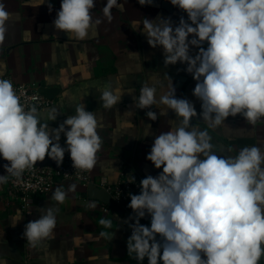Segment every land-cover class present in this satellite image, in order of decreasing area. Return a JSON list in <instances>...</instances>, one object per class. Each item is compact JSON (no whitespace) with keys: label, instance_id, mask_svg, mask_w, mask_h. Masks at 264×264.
<instances>
[{"label":"clouds","instance_id":"1","mask_svg":"<svg viewBox=\"0 0 264 264\" xmlns=\"http://www.w3.org/2000/svg\"><path fill=\"white\" fill-rule=\"evenodd\" d=\"M138 2L152 4V0ZM169 2L186 13L187 20L182 16L176 26L170 18L144 17L132 23L136 27L142 23L150 47L163 49L165 66L187 65L185 71L196 81L192 94L201 102L203 122L216 128L240 115L250 125L264 123V0ZM48 7L51 11L50 3ZM95 7L96 0H61L53 24L69 38L84 40L90 29L102 23L93 18ZM123 7L118 0H106L103 15L111 22L112 9ZM10 17L0 3V43ZM193 47L198 49L194 56L190 54ZM100 93L105 109L116 106L123 95L110 86ZM24 95L23 89L17 93L11 80L0 78V156L8 162L0 184L9 178L23 184L25 171L35 169L46 156L60 166L66 151L75 170L90 172L103 144L95 113L80 104L74 115L49 130L35 106L21 103ZM135 105L139 109L163 106L160 114L171 110L178 122L155 136L146 156L162 172L143 178L139 194L129 193L128 207L135 213L131 217L135 222L129 225L128 256L139 264L145 258L148 264H259L264 256V148L246 146L235 156L217 155L208 132L192 125L198 116L194 104L177 98L172 83L158 99L155 87L142 85ZM146 115L152 121L158 119L154 111ZM57 116L55 109L49 112L50 120ZM61 134L66 146L59 142ZM127 182L135 183L134 176L129 175ZM76 188L75 183L57 187L50 199L63 204ZM38 211L39 218L26 223L22 234L32 248L51 239L57 226L55 207ZM146 214L151 217L150 227L140 224ZM21 220L18 212L13 226ZM99 223L112 227L109 218ZM100 235L113 237L112 232Z\"/></svg>","mask_w":264,"mask_h":264},{"label":"crops","instance_id":"2","mask_svg":"<svg viewBox=\"0 0 264 264\" xmlns=\"http://www.w3.org/2000/svg\"><path fill=\"white\" fill-rule=\"evenodd\" d=\"M40 2L0 0L11 14L5 40L0 43V78L19 85H36L41 91L54 90L50 97L43 93L52 104L38 110L39 119L48 123L49 130L57 128L68 115H74L80 104L95 113L98 134L103 139L97 163L90 171L95 186L101 182L111 185L127 182L129 175L140 184L143 178L155 177L163 170L156 169L146 156L155 136L176 126L178 121L171 110L161 115L163 106L136 107L135 98L144 84L157 89L158 99L169 91L172 83L177 98L191 101L198 113L192 125L208 132L217 155L235 156L246 146L264 148V123L253 126L237 115L227 118L220 127H208L199 116L201 102L192 94L196 81L185 71L187 65L178 62L165 66L163 49L150 47L142 23L138 27L132 23L144 17L170 18L176 26L182 16L187 20V14L169 0H152L151 5L144 6L138 0H118L124 7L112 9L111 22L102 11L106 0H96L93 18L101 19L102 23L90 29L84 40L69 38L55 28L53 21L61 0H45L39 5ZM197 51L193 47L190 54L194 56ZM109 86L119 88L123 95L116 106L105 109L100 90ZM52 109L58 113L55 121L49 119ZM148 111L156 112L158 119L150 120ZM59 142L66 146L63 134ZM65 155L70 156L67 151ZM6 163L0 156V175H6L3 167ZM71 183L77 185L76 191L69 193L63 204L50 199L55 188H66ZM8 185L9 182L0 184V264H139L127 252L129 225L135 216L132 209L124 216L112 210L105 213L106 205L89 198V187L73 180H58L52 191L36 197L30 212L24 214L19 203L9 199ZM90 202H95L96 207H86ZM49 206L57 209L54 236L32 248L23 238L24 226L39 218L38 209ZM18 212L22 220L13 226V217ZM104 218L112 220L111 228L100 225ZM150 221L148 214L140 219L149 227ZM101 232H112V239L101 236ZM142 264H148L147 258Z\"/></svg>","mask_w":264,"mask_h":264},{"label":"built area","instance_id":"3","mask_svg":"<svg viewBox=\"0 0 264 264\" xmlns=\"http://www.w3.org/2000/svg\"><path fill=\"white\" fill-rule=\"evenodd\" d=\"M13 85L18 94L21 89L24 90L25 95L21 97V103L26 106H35L37 110H42L52 104V101L47 99L40 88L36 85H19L15 83H13ZM23 180V184H18L15 181V178H9L8 196L9 199L19 203L24 214L30 212L35 198L52 191L57 185L58 180H73L82 184L85 188H88L93 184L91 173L75 170L72 166L70 156L66 155L64 156L62 165L58 168L36 167L31 171H25ZM29 185H31V187H29ZM98 187L104 188L125 212L131 210L128 207V204L130 203L129 193L139 194L140 192V184L128 183L125 181L119 182L115 185L101 182ZM103 210L105 213L111 211L108 206ZM134 222L135 221L133 220L132 223ZM140 224L145 225L142 222H140ZM131 232L132 229L130 227V234ZM157 239H159V236ZM259 264H264L263 256L261 257Z\"/></svg>","mask_w":264,"mask_h":264},{"label":"water","instance_id":"4","mask_svg":"<svg viewBox=\"0 0 264 264\" xmlns=\"http://www.w3.org/2000/svg\"><path fill=\"white\" fill-rule=\"evenodd\" d=\"M42 93L50 97V95L54 93V90L43 89ZM35 166L36 167H53V168L59 167L54 160L50 159L47 156L42 162L38 161ZM136 182H138V180ZM88 195L91 200L101 202L102 204L108 206L112 211L116 212L119 215H122V216L125 215V211L112 199L111 195L104 188H101V187H98L92 184L88 188Z\"/></svg>","mask_w":264,"mask_h":264}]
</instances>
